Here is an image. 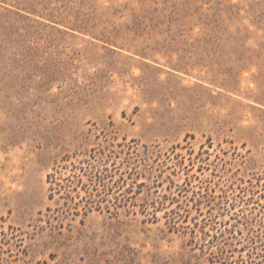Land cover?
<instances>
[{
    "label": "rangeland",
    "instance_id": "rangeland-1",
    "mask_svg": "<svg viewBox=\"0 0 264 264\" xmlns=\"http://www.w3.org/2000/svg\"><path fill=\"white\" fill-rule=\"evenodd\" d=\"M248 235L264 0H0V264H235Z\"/></svg>",
    "mask_w": 264,
    "mask_h": 264
},
{
    "label": "trees",
    "instance_id": "trees-1",
    "mask_svg": "<svg viewBox=\"0 0 264 264\" xmlns=\"http://www.w3.org/2000/svg\"><path fill=\"white\" fill-rule=\"evenodd\" d=\"M241 233V232H240ZM260 235H248L247 240L251 244L249 245H243L238 251H240L239 258L236 260L235 264H261V261H259L260 257H264V251H258V244H256L257 239H259ZM254 244V245H252ZM247 252L248 257L250 259H246L243 255V252ZM225 258L230 259L232 256H234V252L232 250H227L225 252ZM233 264V263H228Z\"/></svg>",
    "mask_w": 264,
    "mask_h": 264
}]
</instances>
